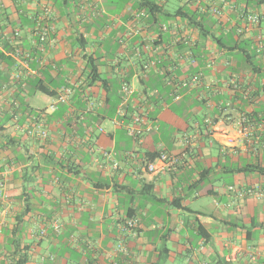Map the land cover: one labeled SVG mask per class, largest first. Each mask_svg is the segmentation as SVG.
<instances>
[{"label": "crops", "instance_id": "0c3cea01", "mask_svg": "<svg viewBox=\"0 0 264 264\" xmlns=\"http://www.w3.org/2000/svg\"><path fill=\"white\" fill-rule=\"evenodd\" d=\"M39 28L54 45L42 50ZM148 59L200 81L175 101L156 69L142 73ZM123 82L128 112L155 128L139 141L118 113ZM66 87L74 95L40 114ZM32 124L48 138L27 135ZM257 166L264 0H0V264H264V200L229 191L264 188Z\"/></svg>", "mask_w": 264, "mask_h": 264}, {"label": "built area", "instance_id": "2783aa9c", "mask_svg": "<svg viewBox=\"0 0 264 264\" xmlns=\"http://www.w3.org/2000/svg\"><path fill=\"white\" fill-rule=\"evenodd\" d=\"M49 8H46V12H49ZM249 20L254 23L258 21V17L257 16H251L249 18ZM38 35H39V43H40V47L42 48V50H44L45 46H52L55 43V40H50L49 39V34L47 32V30L45 28H39L37 31ZM22 55L20 50H15L14 51V56L15 57H20ZM162 60L158 61V60H151L148 59L147 61H143L142 65H141V71L144 75H147L148 72L151 69H156V71L159 73V75L163 76L166 80L167 85H169L172 89H173V93H172V97L175 101H179L181 96L178 92V88L179 86L181 87H186L188 85H193V84H197L200 81V76L201 75H194L193 77H191V80L189 82H182V83H178L176 82V78L174 76L173 70L174 68H166V67H162V68H158L159 64H162ZM121 95H122V104L121 107L119 109V115L123 116V117H130L132 120V125L128 128V132L129 134L137 141L140 140V136L143 133H149L151 131H153L155 128L153 126H151L149 123H147L148 120V114L146 112H136L134 114L129 113L128 112V101L130 100V98H132L135 94V90L134 88L128 84L127 82H123L121 85V89H120ZM74 95V89L72 87H66L63 88L60 93L57 95L55 102L47 109L40 111V114H47V113H53L57 110V105L60 103H66L72 96ZM95 107V103L93 102H89V109L88 110H93ZM144 125V128H143ZM33 124L32 125H27L26 131L27 134L31 137L37 138L39 140H46L48 138V133L45 129L43 128H33ZM100 131H102V129H100ZM247 132L246 129H243V134H245ZM183 142L185 145L189 144V140L187 138L183 139ZM105 156L107 158L110 157V155L108 153H104ZM158 159L160 161H162L163 163H165L168 167L174 166L178 163V157L172 154H167L164 151H160L158 154ZM113 167L114 168H118L119 164L118 162H116L115 160H111ZM148 170L153 172L155 170V166L153 163H148ZM230 192H235L236 195L239 198H245L247 196L250 197H255L256 199H260V200H264V188L261 187H256V188H246V189H242V188H234V187H230L229 188ZM140 221L136 218H130L128 220H126V222L124 223L122 229L124 232L129 233L133 236L137 235V229L139 227ZM58 231V227H55ZM45 230L42 229L39 232V235L41 237H43L45 235ZM117 251L118 253L125 259H127L129 257V251L127 249V247L125 246L124 242H121L118 247H117ZM54 256H47V257H42L40 259V261L38 262V264H46L47 262H52L54 261ZM127 264H132L130 263V261H128V259L126 260Z\"/></svg>", "mask_w": 264, "mask_h": 264}, {"label": "trees", "instance_id": "16d2710c", "mask_svg": "<svg viewBox=\"0 0 264 264\" xmlns=\"http://www.w3.org/2000/svg\"><path fill=\"white\" fill-rule=\"evenodd\" d=\"M142 5L145 6V7H147V8H149L150 11H151V13L153 14V12H154L153 9H155V5H154V4H151V3H145V4H142ZM91 72H92L93 75H94L93 78H97V76H98V74H97V69H96V67H95L93 64L91 65ZM33 87H34L35 91H37V92H41V93H43V94H45V95H47V96L54 97V96L56 95L55 92H50L48 89L43 88V87L41 86L40 82H37L36 84H34ZM150 99H151V98H149V100H150ZM26 133H27V131H26ZM27 135H28V134H27ZM153 158H154V156H152V157L150 158V160L152 161ZM251 170H252V168L247 167V168L243 169V172H248V171H251ZM253 170H256V171H258L260 174L264 175V169L261 168L260 166H257V167H255V168H253ZM130 216H131V215H130ZM201 232H202V235L206 238V234H205L203 231H201Z\"/></svg>", "mask_w": 264, "mask_h": 264}, {"label": "rangeland", "instance_id": "374dc122", "mask_svg": "<svg viewBox=\"0 0 264 264\" xmlns=\"http://www.w3.org/2000/svg\"><path fill=\"white\" fill-rule=\"evenodd\" d=\"M175 264H181V260H178L177 262H175Z\"/></svg>", "mask_w": 264, "mask_h": 264}]
</instances>
